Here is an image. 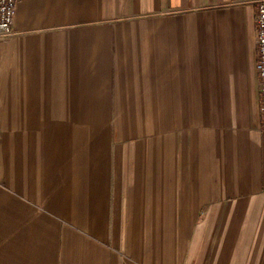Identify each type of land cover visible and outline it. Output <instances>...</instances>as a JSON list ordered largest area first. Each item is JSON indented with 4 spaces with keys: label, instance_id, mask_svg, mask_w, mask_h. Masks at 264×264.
I'll use <instances>...</instances> for the list:
<instances>
[{
    "label": "crops",
    "instance_id": "0c3cea01",
    "mask_svg": "<svg viewBox=\"0 0 264 264\" xmlns=\"http://www.w3.org/2000/svg\"><path fill=\"white\" fill-rule=\"evenodd\" d=\"M257 59L256 0H18L0 264H264Z\"/></svg>",
    "mask_w": 264,
    "mask_h": 264
},
{
    "label": "built area",
    "instance_id": "2783aa9c",
    "mask_svg": "<svg viewBox=\"0 0 264 264\" xmlns=\"http://www.w3.org/2000/svg\"><path fill=\"white\" fill-rule=\"evenodd\" d=\"M18 0H0V35L11 34L14 28ZM257 5V71L261 84L262 122L264 129V0H256ZM0 133V140H1Z\"/></svg>",
    "mask_w": 264,
    "mask_h": 264
},
{
    "label": "rangeland",
    "instance_id": "374dc122",
    "mask_svg": "<svg viewBox=\"0 0 264 264\" xmlns=\"http://www.w3.org/2000/svg\"><path fill=\"white\" fill-rule=\"evenodd\" d=\"M70 128L71 131H73V128L74 127H77V126H68ZM0 133L2 134V132L0 131ZM2 136V135H1Z\"/></svg>",
    "mask_w": 264,
    "mask_h": 264
}]
</instances>
